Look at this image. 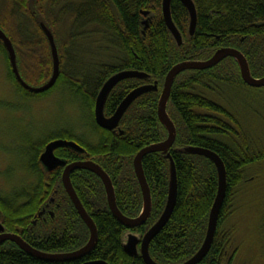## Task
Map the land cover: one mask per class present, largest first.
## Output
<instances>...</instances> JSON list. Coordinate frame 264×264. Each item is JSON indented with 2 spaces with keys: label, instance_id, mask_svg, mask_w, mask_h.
I'll return each mask as SVG.
<instances>
[{
  "label": "trees",
  "instance_id": "1",
  "mask_svg": "<svg viewBox=\"0 0 264 264\" xmlns=\"http://www.w3.org/2000/svg\"><path fill=\"white\" fill-rule=\"evenodd\" d=\"M194 2L197 26L191 38L187 37V9L180 0L171 3L173 20L184 37L180 47L165 24L162 0H8L5 9L0 8V27L14 44L25 81L31 84L28 77L32 76L26 71L38 69L39 82L53 70L50 45L40 21L51 28L60 56V74L55 85L43 93H33L16 80L0 40L7 75L17 91L25 97H43L67 90L72 103L79 102L83 115L81 122L75 119L52 132L40 133L39 137L20 135L18 157L22 176L14 168V173L9 170L7 178L13 180L17 176L16 183L9 189L0 188V221L6 231L19 234L46 252L72 251L87 242L89 229L62 184L63 167L47 171L39 160L45 145L60 138L73 140L86 151L59 147L56 155L68 162L90 159L101 165L113 182L119 209L129 217L137 216L142 207V192L133 158L144 146L167 136L157 106L164 78L174 64L206 59L217 48L231 46L246 56L253 76L264 75V0ZM144 10L149 11L150 18L146 29ZM65 18L68 31L61 38L57 30ZM83 54L87 62L83 61ZM125 69L149 73L158 81L159 89L136 98L118 128L108 130L95 120L96 96L112 74ZM147 82L141 78L119 82L106 101V116L114 113L132 89ZM167 111L177 127L171 154L177 170L178 196L171 218L151 241L150 254L160 263H179L192 256L204 239L218 175L209 158L176 149L194 145L220 155L228 182L213 243L198 264H234L238 248H229L233 236L225 223L235 211L234 204L248 174L261 178L264 173V141L257 135V125H248L252 117L264 129V86L246 84L238 63L226 57L205 70L181 72L173 83ZM143 168L153 207L146 223L132 228L141 235L163 211L169 182L168 162L160 152L145 155ZM71 180L97 225L99 236L94 249L80 259L45 262L6 241L0 246V264H80L97 259L110 264H145L141 255H130L124 250L127 228L110 211L101 179L91 171L78 169L71 173ZM259 228L264 251V211Z\"/></svg>",
  "mask_w": 264,
  "mask_h": 264
},
{
  "label": "water",
  "instance_id": "2",
  "mask_svg": "<svg viewBox=\"0 0 264 264\" xmlns=\"http://www.w3.org/2000/svg\"><path fill=\"white\" fill-rule=\"evenodd\" d=\"M173 0H162V15L169 33L173 37L177 46L180 47L184 43V37L178 29L172 17L171 3ZM189 15V24L187 37L191 38L197 26V8L194 0H180ZM149 11L144 10L142 14L148 15ZM42 30L44 31L51 50L53 70L50 78L39 86H34L25 81L19 71L17 64V54L14 44L6 32L0 27V40L2 41L8 55L11 70L16 80L23 88L33 93H43L52 88L60 74V56L55 41L54 34L51 28L42 20L39 22ZM144 28H148L150 18L143 20ZM226 57H232L238 63L239 70L243 81L253 87L264 86V75L255 77L251 74L250 67L246 56L239 49L231 46H223L217 48L206 59H188L174 64L167 72L158 100L157 115L159 121L167 131V136L159 141L141 148L133 158V168L136 174L140 189L142 192V208L137 216L129 217L125 215L118 207L116 200V193L113 182L108 173L94 160H74L68 162L66 159L59 157L55 154V150L59 147H68L76 150L79 153H84L86 150L83 146L73 140L67 139H54L49 141L40 154L39 160L47 171L55 170L57 167H63L61 180L64 189L78 211L81 219L84 221L89 229V238L87 242L81 247L66 252H46L39 250L29 244L17 233L6 231L5 226L0 221V245L5 241L14 242L20 249L27 254L45 261V262H64L80 259L90 253L98 241V228L92 216L85 209L81 202L71 180V173L78 169H85L96 174L102 181L106 192V199L108 207L117 220L123 224L128 231L124 233L123 248L130 255H141L145 264H164L154 260L150 254V244L153 238L159 231L167 224L171 218L174 210L177 196H178V177L175 161L171 154V149L174 147L177 137V127L174 120L171 118L167 111L169 104L170 94L175 78L183 71L186 70H205L217 65ZM128 78H141L148 82L132 89L120 102L114 113L110 116L105 114V105L108 96L112 89L122 80ZM159 84L157 80H153L152 76L141 70L125 69L112 74L100 88L94 106V116L97 124L102 128L113 130L118 128L125 112L133 101L144 93L157 92ZM122 132V130L120 131ZM179 152L187 154H198L209 158L215 165L218 175L217 192L208 216L207 229L204 239L197 249V251L187 258L186 260L174 264H198L208 254L213 243L220 213L227 192V170L223 159L215 151L194 145H187L176 148ZM160 152L168 162V195L166 204L163 211L157 220L149 227V229L141 236L138 233L131 231V228L139 227L146 223L152 212V193L149 186L145 171L143 168V157L149 153ZM42 212L39 213L41 215ZM80 264H110L104 259L87 260Z\"/></svg>",
  "mask_w": 264,
  "mask_h": 264
},
{
  "label": "rangeland",
  "instance_id": "3",
  "mask_svg": "<svg viewBox=\"0 0 264 264\" xmlns=\"http://www.w3.org/2000/svg\"><path fill=\"white\" fill-rule=\"evenodd\" d=\"M8 0H0V8L5 9ZM148 18L147 15L144 19ZM143 19V20H144ZM58 28V36L68 31V19L65 18ZM87 62V56L81 55ZM29 62V60H28ZM38 69L33 72L26 71L31 85L39 86L48 78L37 81ZM79 103V102H78ZM73 102L67 90H58L43 97H25L19 93L7 75V65L0 54V188L9 189L15 184L17 176L12 180L7 178L9 170L13 168L20 174L18 157L20 135L33 138L40 133L52 132L55 127L64 123H72L75 119L82 121L80 104ZM251 117V115H250ZM249 126L257 125V135L264 141V129L259 121H252ZM66 127V126H65ZM261 130H263L261 134ZM261 171L264 165L261 164ZM264 174V173H263ZM261 178L248 174V181L242 185L234 204V213L227 219L225 226L232 233L230 249L238 248L234 264H264L263 240L260 234V224L264 211V175ZM17 175V173H16ZM257 176V175H256Z\"/></svg>",
  "mask_w": 264,
  "mask_h": 264
},
{
  "label": "bare ground",
  "instance_id": "4",
  "mask_svg": "<svg viewBox=\"0 0 264 264\" xmlns=\"http://www.w3.org/2000/svg\"><path fill=\"white\" fill-rule=\"evenodd\" d=\"M6 242V241H5ZM1 246V245H0Z\"/></svg>",
  "mask_w": 264,
  "mask_h": 264
}]
</instances>
